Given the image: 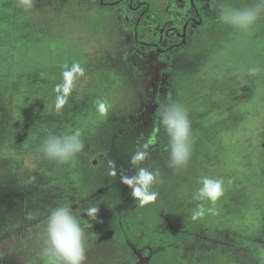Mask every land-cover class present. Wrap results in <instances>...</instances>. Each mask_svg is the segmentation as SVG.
Here are the masks:
<instances>
[{"label":"rangeland","instance_id":"obj_1","mask_svg":"<svg viewBox=\"0 0 264 264\" xmlns=\"http://www.w3.org/2000/svg\"><path fill=\"white\" fill-rule=\"evenodd\" d=\"M136 1L149 2L169 22L159 34L152 19L142 21V42L163 48L181 42L188 0ZM18 2L0 0V264H46L40 253L47 217L60 205L72 209L85 231L84 264H146L132 247L157 239L170 252L153 264H264V15L247 32L219 19L223 8L258 0L205 6L203 23L188 30L170 64L137 46L141 12L129 13L127 4L34 0L25 11ZM73 63L85 74L57 111L54 89L63 66ZM250 67L259 71L250 75ZM157 99L162 109L175 103L188 114L191 155L183 168L170 166L165 129L158 147ZM98 100L108 104L105 116L97 112ZM76 131L84 147L71 162L58 164L38 152L48 136ZM138 151L147 158L133 166ZM139 167L159 173L153 190L161 211L132 224L129 245L122 231L150 206L133 199L120 173L131 176ZM204 176L224 181L214 206L193 198ZM120 196H129L132 215L119 211ZM201 204L215 213L193 220ZM91 206L99 207L96 221L84 214Z\"/></svg>","mask_w":264,"mask_h":264},{"label":"clouds","instance_id":"obj_2","mask_svg":"<svg viewBox=\"0 0 264 264\" xmlns=\"http://www.w3.org/2000/svg\"><path fill=\"white\" fill-rule=\"evenodd\" d=\"M18 6L25 11L34 7V0H19ZM264 15V0L245 8H223L219 19L241 32H247ZM62 71V83L56 85L55 107L57 111L63 109L68 103L76 81L83 77L85 69L79 63L71 66L64 65ZM259 71L257 67H250L248 73L255 75ZM97 112L105 116L108 104L104 100L96 102ZM162 124L169 137L170 166L179 169L187 165L191 155V126L186 110L178 104H171L162 109ZM84 145L80 139L79 131L70 135H50L40 145L38 152L46 159L58 164H67L74 160ZM10 157L15 153L9 151ZM147 158L145 151L136 152L131 158V164L138 166ZM110 175H116L115 162H109ZM159 173L139 167L134 175L120 173V182L131 189V196L139 202L141 207L150 205L157 200L158 192L153 186L159 182ZM224 181L204 176L199 181V187L193 194V198L199 201H207L214 206L223 195ZM91 220L96 221L99 213L98 206H91L83 210ZM215 213L214 207L205 209L201 204L193 211L192 219L202 217L205 212ZM40 255L46 264H84L86 259L85 231L72 209L65 205L53 208L47 217L45 238Z\"/></svg>","mask_w":264,"mask_h":264},{"label":"flooded vegetation","instance_id":"obj_3","mask_svg":"<svg viewBox=\"0 0 264 264\" xmlns=\"http://www.w3.org/2000/svg\"><path fill=\"white\" fill-rule=\"evenodd\" d=\"M96 1L99 3V5L102 8H114L115 9V8H118L119 6H121L122 4H127V11L129 13L134 14L137 12H141L139 18L136 20L135 25H134V32H135L134 39H135L137 46L142 47V48H148L149 50L154 51L157 54V58L160 61L170 64L171 59L173 58V53L176 51H180L182 49L181 47L185 45L186 38L188 35V30L192 26H198V25H201L203 23V14H202L203 8H205V6H210L215 0H188L189 12L185 14V18H184V22H183L184 24L182 27V40H181V42L174 44V45L167 47V48L161 47L156 42L144 43L141 41V37L144 34L142 21H148L149 22V20L152 19L154 21V24H155V32H157L159 34L166 32V27L169 24L168 21L161 19V17L159 15H157L153 12V7L149 2L137 3L136 0H114V2H112L111 0H96ZM138 28H140V33L138 32ZM155 103H156L155 117L158 121L157 110L160 107V110L162 113V102L159 99H157L155 101ZM158 131L160 132L159 121H158ZM162 140H163V137H162ZM157 141H158V139H157ZM158 147H160V143L158 144ZM128 200H129V196L124 197V198H122L120 196L119 203H118L119 211L125 208L126 214L131 213L130 215H132V212H129L127 210L128 205L126 204V202ZM122 202H123V205H125V207L122 206ZM136 204L137 203H134V207L136 206ZM149 206H150L149 211H147L145 214H143V216L140 217L139 219L134 220L133 223H131L130 225H127V227H128L127 231L126 230L122 231V233H124L123 238L126 242L128 241L129 245H130V243H132L130 241L131 240L130 233L133 232L132 224L138 223L142 218H146L148 216L154 217V215H156V212H154L153 210H156L158 213L161 211L155 203H152ZM138 214H142V213H139V211H138V213H135L136 216ZM164 220H165L166 224H168L167 218ZM119 226L124 228L120 224H119ZM168 227L170 230L173 231L172 227H170V226H168ZM185 232H184L185 235L188 236L187 233H189V232H187V231H185ZM165 236H167V235H165ZM163 244L166 245L165 241L161 240V239L160 240L157 239V240H153V241L144 240V241H142V243H140L139 246L136 245L137 248L132 247V245H131V247L135 251V254H138L137 256H139L140 258H144V259L148 260V262L146 264H153L154 260L156 258H158L160 256H163V257L168 256V254L170 252L169 247H167L166 250L162 249L161 247L163 246ZM136 249L139 252H136ZM157 249H158V251H157ZM251 258L252 257L247 255V254H243V256H242V260H244L245 262H248V263L252 262ZM167 260L171 261L169 258Z\"/></svg>","mask_w":264,"mask_h":264},{"label":"trees","instance_id":"obj_4","mask_svg":"<svg viewBox=\"0 0 264 264\" xmlns=\"http://www.w3.org/2000/svg\"><path fill=\"white\" fill-rule=\"evenodd\" d=\"M138 32L140 33V28H138ZM157 118H158V121H159V129H160V132L157 135V139L160 142V148H161L162 145H163L162 137L164 135V129H165V127L162 124V113H161L160 107L157 110Z\"/></svg>","mask_w":264,"mask_h":264}]
</instances>
